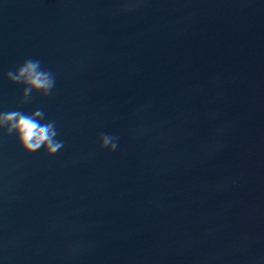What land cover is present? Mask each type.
Returning a JSON list of instances; mask_svg holds the SVG:
<instances>
[{"label": "water", "instance_id": "1", "mask_svg": "<svg viewBox=\"0 0 264 264\" xmlns=\"http://www.w3.org/2000/svg\"><path fill=\"white\" fill-rule=\"evenodd\" d=\"M135 2L0 0V112L65 143L0 130V264H264V0Z\"/></svg>", "mask_w": 264, "mask_h": 264}, {"label": "clouds", "instance_id": "2", "mask_svg": "<svg viewBox=\"0 0 264 264\" xmlns=\"http://www.w3.org/2000/svg\"><path fill=\"white\" fill-rule=\"evenodd\" d=\"M136 6L135 0H124L121 11H132ZM7 79L14 84L24 86L22 103H29L33 92L44 97L53 94L56 78L50 71L41 66L38 59L28 58L15 70H9ZM0 130L6 135L15 134L18 143L29 154L43 149L47 156H55L65 146L59 139V131L54 120L45 121V112L42 108L31 114L19 110L0 112ZM99 149L115 152L119 145V137L110 133L99 135Z\"/></svg>", "mask_w": 264, "mask_h": 264}]
</instances>
